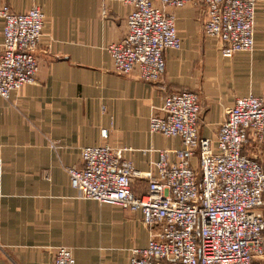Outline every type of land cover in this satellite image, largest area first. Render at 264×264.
Segmentation results:
<instances>
[{"label": "crops", "instance_id": "obj_1", "mask_svg": "<svg viewBox=\"0 0 264 264\" xmlns=\"http://www.w3.org/2000/svg\"><path fill=\"white\" fill-rule=\"evenodd\" d=\"M7 1L16 12L40 6L46 22L36 50L37 81L9 99L0 96V264H55L59 246L72 248L76 264H129L132 250L150 242L141 212L80 197L67 168L81 164L82 147L109 143L127 149L138 169L155 171L158 150L180 146L179 139L150 131L151 117L175 90L200 94L199 129L210 138L237 97H264V1L257 5L255 49L231 57L199 30L204 4L178 9L182 47L167 51L166 72L157 82L114 70L108 45L125 36L131 6L119 0ZM3 41L0 19V52ZM133 189L146 193L148 181L135 180ZM257 213L264 216V206Z\"/></svg>", "mask_w": 264, "mask_h": 264}, {"label": "built area", "instance_id": "obj_2", "mask_svg": "<svg viewBox=\"0 0 264 264\" xmlns=\"http://www.w3.org/2000/svg\"><path fill=\"white\" fill-rule=\"evenodd\" d=\"M119 1L131 11L125 36L108 45L114 70L157 82L166 72L167 51L182 47L176 14L167 10L196 0ZM262 1L204 0L203 33L224 57L255 49ZM0 19V96L9 99L37 81L46 15L39 6L16 12L4 4ZM201 109L198 92L165 97L150 131L179 139L180 146L159 149L155 171L138 169L127 149L109 143L82 147L81 164L67 168L80 197L141 212L150 242L132 250L129 264H264V216L257 213L264 206V164L245 153L248 143L264 144V97H237L213 138L200 133ZM102 136L107 139L109 130ZM3 173L0 157V197ZM138 179L148 181L144 194L133 189ZM54 263L76 264L72 248L59 246Z\"/></svg>", "mask_w": 264, "mask_h": 264}, {"label": "rangeland", "instance_id": "obj_3", "mask_svg": "<svg viewBox=\"0 0 264 264\" xmlns=\"http://www.w3.org/2000/svg\"><path fill=\"white\" fill-rule=\"evenodd\" d=\"M1 1V3H0V6L1 5H4V4H7L8 6H10L11 7V5L8 3V1L7 0H0ZM199 1L201 2L200 3V9H202L203 8V4L205 5V7H206V4H205V2H204V0H196V1H194V2H191L190 4H198L199 3ZM35 6H38V5H35ZM34 7V6H33ZM40 7V6H39ZM12 8V7H11ZM32 8V7H31ZM30 9V8H29ZM28 9V10H29ZM178 10V9H177ZM177 10H175V9H168L167 11L168 12H171V13H173V14H176V11ZM15 11V10H14ZM176 19H177V17H176ZM203 25H204V23H203ZM199 30L201 31V33H203L202 31H203V29H202V24H201V21H199ZM204 34V33H203ZM209 40H211V41H214L213 39H210V38H208ZM184 89H186V88H184ZM180 90H182V89H180ZM175 91H177V90H175ZM199 96H200V94H199ZM200 100H201V98H200ZM251 144V145H250ZM254 144V145H253ZM247 146H248V152H246L247 154H249L250 156H252V157H256L260 162H262L263 164H264V161L263 160H261V158L262 157H264V144H259V143H256V142H252V143H248L247 144ZM246 146V147H247ZM258 148V149H255V148ZM261 157V158H260ZM126 210H129V209H126ZM131 211V210H130ZM132 212H134V211H132ZM57 250V249H56Z\"/></svg>", "mask_w": 264, "mask_h": 264}]
</instances>
